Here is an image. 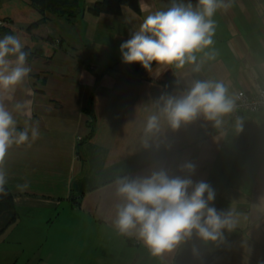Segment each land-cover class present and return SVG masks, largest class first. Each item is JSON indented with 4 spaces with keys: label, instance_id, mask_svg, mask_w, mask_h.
Masks as SVG:
<instances>
[{
    "label": "crops",
    "instance_id": "0c3cea01",
    "mask_svg": "<svg viewBox=\"0 0 264 264\" xmlns=\"http://www.w3.org/2000/svg\"><path fill=\"white\" fill-rule=\"evenodd\" d=\"M97 1L51 0L40 13L28 0H0V19L8 21L0 38L16 34L39 49L28 61L29 78L6 105L17 131L38 126L40 133L13 145L4 159L15 219L4 225L9 214L0 216V264H264V110L231 114L220 129L199 118L172 131L162 121L151 146L142 144L161 96L183 95L195 80L222 81L232 96L264 82V0H224L230 7L213 17L214 44L197 53L198 72L193 65L153 63L146 71L122 62L120 44L173 0H138V12L122 6L120 15H92L88 6ZM24 100L32 102L30 117L13 110ZM187 162L195 165L193 182L210 184L213 206L234 210L238 224L222 242L205 244L194 233L153 256L113 226L122 203L115 181L161 168L186 177ZM24 183L29 187L17 190Z\"/></svg>",
    "mask_w": 264,
    "mask_h": 264
},
{
    "label": "clouds",
    "instance_id": "9594fccd",
    "mask_svg": "<svg viewBox=\"0 0 264 264\" xmlns=\"http://www.w3.org/2000/svg\"><path fill=\"white\" fill-rule=\"evenodd\" d=\"M229 7L224 0H197L195 6L173 0L167 10L146 15L130 38L120 44L122 62L139 63L146 71L153 63L176 68L193 65V72L200 71L203 61L198 60L197 53L214 44L213 17L218 10L226 11ZM25 47L19 35L6 34L0 38V196L8 195L5 188L8 180L3 170L8 150L13 145L28 143L30 133L32 142L40 135L38 126L17 131L13 111L6 105L13 101L17 88L32 71ZM31 103L16 101L13 110L30 117ZM156 105L144 125L145 148L162 132V121L172 131L199 118L220 129L225 117L236 107L228 87L213 80H195L183 95L161 96ZM234 128L237 133L243 130L239 117ZM181 170L189 176H172L161 168L146 176H122L115 181V194L122 203L116 206L113 226L120 235L140 240L153 256L171 252L194 233L205 244L222 242L224 233L231 232L238 224L234 210H217L213 206L216 193L210 184L194 183L190 178L195 171L193 163H184ZM16 187L25 191L29 185Z\"/></svg>",
    "mask_w": 264,
    "mask_h": 264
},
{
    "label": "trees",
    "instance_id": "16d2710c",
    "mask_svg": "<svg viewBox=\"0 0 264 264\" xmlns=\"http://www.w3.org/2000/svg\"><path fill=\"white\" fill-rule=\"evenodd\" d=\"M51 0H28V2L32 5L33 8L38 10L40 13H43L46 7V2H50ZM122 6H129L134 11H139V3L138 0H99L88 6V11L92 15H99L102 13L111 14V15H120L122 11ZM44 18L39 19V21L28 26H36L38 23L42 22ZM5 22L8 21L4 20ZM4 27V26H2ZM29 52L28 61L31 60L34 56L39 53V49L31 50L27 47L24 49ZM165 91H168V86H165ZM6 190L8 191V195L0 196V216L8 213L9 217L6 219L5 224L11 223L15 219V213L12 212L14 207L13 195L10 192L9 188L5 185Z\"/></svg>",
    "mask_w": 264,
    "mask_h": 264
},
{
    "label": "built area",
    "instance_id": "2783aa9c",
    "mask_svg": "<svg viewBox=\"0 0 264 264\" xmlns=\"http://www.w3.org/2000/svg\"><path fill=\"white\" fill-rule=\"evenodd\" d=\"M7 25V22L0 19V27ZM235 110L233 116H238V112L256 113L264 110V82H255L254 91L251 93L238 91L235 93Z\"/></svg>",
    "mask_w": 264,
    "mask_h": 264
},
{
    "label": "rangeland",
    "instance_id": "374dc122",
    "mask_svg": "<svg viewBox=\"0 0 264 264\" xmlns=\"http://www.w3.org/2000/svg\"><path fill=\"white\" fill-rule=\"evenodd\" d=\"M234 97V96H233Z\"/></svg>",
    "mask_w": 264,
    "mask_h": 264
}]
</instances>
